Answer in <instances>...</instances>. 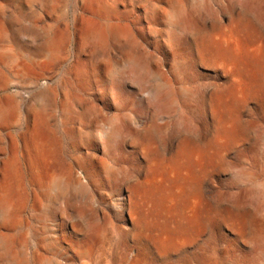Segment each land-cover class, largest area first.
Instances as JSON below:
<instances>
[{
    "label": "rangeland",
    "instance_id": "rangeland-1",
    "mask_svg": "<svg viewBox=\"0 0 264 264\" xmlns=\"http://www.w3.org/2000/svg\"><path fill=\"white\" fill-rule=\"evenodd\" d=\"M0 200V264H264V0H0Z\"/></svg>",
    "mask_w": 264,
    "mask_h": 264
},
{
    "label": "bare ground",
    "instance_id": "bare-ground-1",
    "mask_svg": "<svg viewBox=\"0 0 264 264\" xmlns=\"http://www.w3.org/2000/svg\"><path fill=\"white\" fill-rule=\"evenodd\" d=\"M93 28V27H92ZM108 31V30H107ZM106 31V32H107ZM118 31H119V29H118ZM109 33V32H108ZM119 33V32H118ZM91 35H94V36H96L97 38L99 37L101 40L102 39H104L105 37H106V34L105 33H101V34H98V33H92ZM110 35V34H109ZM119 35H120V33H119ZM112 36V35H111ZM116 38V37H115ZM118 38H120L119 36H118ZM129 38H131V37H129ZM117 39V38H116ZM120 39H122V38H120ZM124 39V38H123ZM97 41V40H96ZM105 41V40H104ZM130 41H132V40H130ZM100 42V41H99ZM98 42V43H99ZM129 42V41H128ZM101 43V42H100ZM130 43V42H129ZM132 45V44H131ZM128 47H130V46H128ZM51 48L52 49H55V46H53L52 44H51ZM133 49V48H132ZM131 49V50H132ZM127 50V49H126ZM129 50V49H128ZM131 52V51H130ZM128 54V53H127ZM137 54V53H136ZM131 55V54H130ZM134 56H136V55H134ZM133 56V57H134ZM134 60V59H133ZM140 61H141V59H140ZM134 62V61H133ZM135 66H136V64H135ZM44 96H49L50 97V94L48 93L47 95H44ZM27 104L26 103H24V106H26ZM44 118H46V119H48V115L47 114H45L44 116H43ZM56 184H58V182H55ZM4 204H5V202L3 201V200H0V206H4ZM1 247H3L4 249L3 250H7V243L5 242V241H2L1 242Z\"/></svg>",
    "mask_w": 264,
    "mask_h": 264
}]
</instances>
